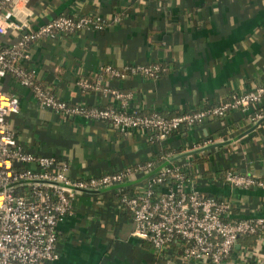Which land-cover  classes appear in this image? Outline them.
Wrapping results in <instances>:
<instances>
[{
    "label": "crops",
    "instance_id": "crops-1",
    "mask_svg": "<svg viewBox=\"0 0 264 264\" xmlns=\"http://www.w3.org/2000/svg\"><path fill=\"white\" fill-rule=\"evenodd\" d=\"M11 10L26 22L23 31L61 13L102 15L100 29L87 27L31 42L23 61L35 69L43 86L70 104L120 108L125 103L128 110L172 116L264 82V0H17ZM19 35L10 29L0 34V44ZM150 62L166 70L155 78L140 72L126 78L98 75L104 64ZM82 78L93 86L83 88ZM1 83L20 102L19 111L9 117L18 141L32 151L66 159L70 176L87 177L148 159H157L155 170L167 152V159L192 161L196 189L231 201L226 218L264 216V187H233L223 179L229 168L264 179V95L256 122L234 109L193 126L181 125L158 142L144 129L123 133L102 119L41 106L32 89L13 75H4ZM113 89L121 95L116 97ZM210 137L219 144L206 147L213 143ZM187 143L198 144L189 150ZM188 151L194 152L182 154ZM144 175L76 195L58 225V257L49 264H167L158 261L155 251L140 248L131 211L119 200L120 191L133 190ZM175 244L171 248L177 253L180 244ZM223 264H264V234L239 236Z\"/></svg>",
    "mask_w": 264,
    "mask_h": 264
},
{
    "label": "built area",
    "instance_id": "built-area-1",
    "mask_svg": "<svg viewBox=\"0 0 264 264\" xmlns=\"http://www.w3.org/2000/svg\"><path fill=\"white\" fill-rule=\"evenodd\" d=\"M16 3L17 0H0V34L10 29L20 31L16 41L0 44V264H49L58 257V225L71 211L76 195L123 183L137 173L145 174L143 183L133 190L122 189L119 200L131 211L132 233L151 242L161 263L183 264L195 259L201 264H223L239 236L264 234V216L226 218L231 201L196 189L198 174L192 173V161L167 159V152L160 155L166 161L155 170L157 159H148L135 166L87 177L70 176L66 159L32 151L18 141L9 117L19 111L20 102L13 92L2 87L1 80L6 74L13 75L21 85L32 89L41 106L56 112L102 119L123 133L144 129L150 139L158 142H164L181 125L193 126L212 116H225L234 109L256 122L262 115L257 107L264 95V82L233 92L218 103L172 116L156 110L147 113L128 110L125 103L120 108L70 104L44 87L36 79L35 69L24 66L23 61L29 57L31 42L87 27L100 29L104 25L102 15L61 13L34 30L23 31L26 22L15 18L11 10ZM163 69L158 62L104 64L98 75L126 78L140 72L155 78ZM79 83L83 88L93 86L84 78ZM95 87L106 92L99 83ZM111 92L116 97L121 95L116 89ZM212 139L208 141L214 143ZM196 144L187 143V149ZM195 171L198 173V169ZM223 179L233 187H264L263 178L231 168L225 170ZM175 242L180 244L177 253L171 248Z\"/></svg>",
    "mask_w": 264,
    "mask_h": 264
},
{
    "label": "trees",
    "instance_id": "trees-1",
    "mask_svg": "<svg viewBox=\"0 0 264 264\" xmlns=\"http://www.w3.org/2000/svg\"><path fill=\"white\" fill-rule=\"evenodd\" d=\"M165 67V66H164ZM166 68V67H165ZM163 70H166V69H163ZM162 71V70H161ZM160 74V71H158L157 72V75L155 76V77H157L158 75ZM107 74L106 73H102V76L104 77V76H106ZM108 76V75H107ZM150 78H152V77H150ZM45 87V86H44ZM210 104H213V103H205V104H203V106L202 107H204V106H207V105H210ZM201 108V107H200ZM257 109H259L261 112H262V110H263V106L260 104L258 107H257ZM186 111H188V110H186ZM159 112V111H158ZM162 114V113H161ZM178 114V113H177ZM214 117V116H213ZM163 153H165V152H163ZM119 196V195H118ZM174 245H176L175 243H173ZM173 244H171V246L173 245ZM140 248H142V249H144V250H148V251H154V248H153V245L151 244V242L149 241V240H147V239H141V243H140Z\"/></svg>",
    "mask_w": 264,
    "mask_h": 264
},
{
    "label": "water",
    "instance_id": "water-1",
    "mask_svg": "<svg viewBox=\"0 0 264 264\" xmlns=\"http://www.w3.org/2000/svg\"><path fill=\"white\" fill-rule=\"evenodd\" d=\"M217 144H219V142H214V143L208 144V145H206V147L214 146V145H217ZM202 148H204V147H202ZM195 151H197V150H195ZM192 152H194V151H188V152H185V153H182V154H188V153H192Z\"/></svg>",
    "mask_w": 264,
    "mask_h": 264
}]
</instances>
